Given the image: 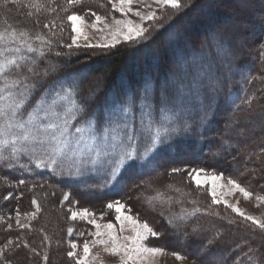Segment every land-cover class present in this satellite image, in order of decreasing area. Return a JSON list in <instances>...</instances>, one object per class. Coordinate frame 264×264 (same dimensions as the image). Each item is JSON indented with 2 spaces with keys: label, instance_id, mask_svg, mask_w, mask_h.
<instances>
[{
  "label": "trees",
  "instance_id": "1",
  "mask_svg": "<svg viewBox=\"0 0 264 264\" xmlns=\"http://www.w3.org/2000/svg\"><path fill=\"white\" fill-rule=\"evenodd\" d=\"M43 2L48 9L55 8V11H36L28 7L29 0H19L16 4L0 0V26L12 24L18 29H28L33 35L43 33L51 39V45L45 47V56L39 60V70L50 65L56 69L47 77L46 83L69 74H79L83 78L81 96L88 99L90 111L101 113L111 102L113 94L120 97L130 95L146 81H151L159 90L163 81L174 77L178 89L183 87L184 93L197 94L192 97L194 109L186 113L195 123L193 132L177 136L170 145L158 151L152 168L127 170L123 183L118 186L99 187L97 185L103 181L96 176L81 180L53 175L47 169L35 168L27 157H22L19 164L28 165L30 170L21 168L15 161L11 167L0 163V217L17 211L20 214L34 212L33 200L41 206L28 228L11 227L9 230L8 221L0 220V247L7 245L5 257L12 264H45L43 255L47 252V264H75V259L67 256L72 250L67 229L72 224L63 205L66 193L78 208L93 212L109 213L113 210L107 208L108 203L117 200L124 203L130 213L147 221L161 234L156 240L162 247L169 252L187 255L190 260L200 251L199 244L206 245L207 251L197 259L198 264L201 261L204 264H252L249 256L261 257L264 254V230L232 213L223 204H214L210 195L190 180L189 172L203 169L222 174L255 195L264 196V57L259 55V45L264 43V0H181L189 6L179 11L170 7L158 11L161 19L147 24L148 39L111 49L88 50L66 47L71 38L67 16L73 13L87 16L92 12L106 16L110 0H82V3L71 6L66 0ZM65 8L68 10L64 11ZM29 12L32 15H28ZM206 17L207 20L210 18L211 27L197 33V23ZM213 20L224 26H213ZM46 24L48 28L44 27ZM220 27L224 30L215 34ZM235 32L243 36V50L239 51L235 61L216 46L206 50L211 42L210 34H215L231 51L237 40L230 41L227 37ZM39 43L35 41L34 46ZM218 52L221 54L219 58ZM180 64L187 66L188 75L201 76L206 83L208 80L219 82L215 103L202 126L199 125L202 114L197 108L207 107L212 92L182 82L177 68ZM224 74L230 78L229 82L222 78ZM99 75L103 77L101 83L94 80ZM93 87H98L99 91L91 98L88 92ZM168 96L173 98L169 89ZM246 98L252 99L251 108L244 103ZM228 125H231L228 130L241 134L244 141L239 142L227 135ZM253 126L257 132H253ZM222 149H227L228 154H219L218 150ZM174 167L181 171L173 173ZM20 180L24 183H19ZM157 192L163 193L166 203H149ZM194 208L200 211L187 221V228L177 231L169 226L168 216ZM192 225L200 227L198 241H194L191 235L187 240L181 236L183 231L191 233ZM217 233L216 242L207 245V240ZM45 235L48 240L44 239ZM250 248L255 252H249Z\"/></svg>",
  "mask_w": 264,
  "mask_h": 264
},
{
  "label": "snow or ice",
  "instance_id": "2",
  "mask_svg": "<svg viewBox=\"0 0 264 264\" xmlns=\"http://www.w3.org/2000/svg\"><path fill=\"white\" fill-rule=\"evenodd\" d=\"M8 2L16 4L19 0H5V3ZM47 2L54 3V0ZM66 2L71 6L82 3V0H66ZM110 2L125 19L113 17L114 25L105 24L111 38L103 37L104 43L89 44L88 47H115L120 42V38L125 42L146 40L150 32L149 27L143 22L161 19L157 15V10L163 11L170 7L179 11L189 6L187 2L182 3L181 0H110ZM133 4L151 10H134ZM28 7L36 11L41 9L55 11V8L48 9L43 0H29ZM129 12L139 17L141 22L127 19ZM91 14L95 17L96 24L106 19L95 12ZM28 15L32 13L29 12ZM67 20L71 21L72 30L76 33L72 44L79 47L77 41L80 38L89 39L82 28L87 21L84 16L76 13L68 15ZM96 24L92 27L95 28ZM44 27L48 28L49 25L46 24ZM103 30L97 29L101 32ZM210 38L222 54L231 55L220 36L210 34ZM35 41L40 42L39 46H34ZM51 43V39L46 38L43 33L33 35L28 29H18L12 24L0 26V163L11 167L13 161L19 164L22 157H27L37 169H47L53 175L71 176L81 180L89 176L100 177L103 183L97 186L108 188L123 183L129 169L152 168L159 150L170 145L177 136L193 132L195 122L190 121L184 110L169 99L167 85L161 86L158 90L151 81L144 82L130 95L120 97L113 94L111 102L101 113L90 111L88 99L81 96L83 78L79 77V74L76 76L69 74L50 84L46 83L47 77L56 69L50 65L44 70H39V60L45 56V47ZM72 44L66 47L71 48ZM259 55L264 57V43L259 45ZM218 87V81L208 80L207 83L205 79L197 81L198 90L210 88L215 92ZM98 91V87L89 88L88 96L94 98ZM176 100H179L178 96ZM213 103H215L214 95L206 108L202 106L203 115L200 117L199 125L202 126L208 120ZM232 103L235 101L233 100ZM244 103L251 108L252 99L246 98ZM19 166L30 170L26 164ZM171 171L178 173L181 169L174 167ZM203 171V169H192L189 173V175L194 174L197 185L202 183L200 174ZM220 178V176L212 177L213 203L217 204L221 201L216 196L215 182ZM19 183L23 184L24 181L20 180ZM229 184L232 189L243 193L245 198L253 195L236 180L229 179ZM176 191L180 190L176 189ZM69 195L66 193L63 200L68 201ZM257 199L264 200V196H258ZM152 201L161 204L167 202L161 192H157L149 203L151 204ZM32 203L35 205V211L26 215L30 219H35L41 211V206L36 200ZM224 203L229 208H233L226 200ZM107 208L115 209L116 219L120 221L119 231L125 232L127 224L132 235H118L114 224L101 225L95 220H90L89 223L95 225L96 231L91 233L93 240L83 243L82 255H78L75 251L78 245L70 243L72 250L67 252V256L74 258L75 264H97L99 258L92 254V248L96 245L103 246L104 251L110 256L119 257L120 264H155V258L162 257L166 253L167 249L149 246L146 243L150 238H158L161 234L147 221L126 215L124 203L117 200L108 203ZM199 211V208L191 211L182 209L180 213L168 216L167 222L170 227L180 231L188 227L187 221ZM233 211L264 230V220L246 215L238 206L234 207ZM69 212L72 220L94 215L87 208L80 211H73L70 208ZM2 219L0 217V220ZM16 223L21 228L30 227L28 224L20 223L19 211L16 213ZM7 227L10 230L12 225L9 224ZM67 232L71 236L73 229L69 227ZM200 234L198 225H192L191 233L181 232L184 240L191 235L194 241H198ZM218 237L219 233L208 239L207 245L214 244ZM44 239L48 240L49 237L45 235ZM11 243L9 241V244ZM24 246L28 247L27 242H24ZM6 247L7 245L0 247V264H12V261L5 257ZM198 247L200 251L192 258L191 264H196L200 255L207 251L206 245L202 243ZM32 251L36 250L33 248ZM249 252L254 253L255 250L250 248ZM171 255L179 261L189 258L175 251ZM261 257H264V254H261ZM261 257L252 255L248 259L252 264L256 261L264 264V259ZM48 259V253L45 252L43 255L45 264ZM201 264H204V261H201Z\"/></svg>",
  "mask_w": 264,
  "mask_h": 264
},
{
  "label": "rangeland",
  "instance_id": "3",
  "mask_svg": "<svg viewBox=\"0 0 264 264\" xmlns=\"http://www.w3.org/2000/svg\"><path fill=\"white\" fill-rule=\"evenodd\" d=\"M132 7H133L134 10H136V9H139L141 11H149V10H151V9H146L142 5H138V4H133ZM153 8H155V5H153ZM167 8H169V7H167ZM158 11H161V10H157V14H158ZM84 17H85V20L87 21V23L84 24L82 26V28H83L84 32L88 35L89 39L88 40H84L83 38H80L77 41V44L79 45V47H77L76 44H72V39H73V37L76 36V33L72 30V24H71V21H69L70 29H71V38H70L69 44H72V47L74 49H79V50L80 49H87L88 50V49H96V48L97 49H101L102 47H88L87 45H89V44H92V45L102 44V43H104V40L102 39L103 37H108L109 39L111 38L110 37V31H109L108 28L105 27V24L114 25L113 17H115L116 19H125V17L118 10L113 8L111 2H109V13H108V15L103 16V17L106 18L104 22L96 24L95 17L92 14L84 16ZM127 19H131V20H133L135 22H141L140 18L135 16V15H133L131 12L128 13ZM209 20H210V18H208V20H207V17H206V18H203V19L200 20L201 22L205 21L206 23H203V22L201 23L200 21L199 22L201 24L197 23V26H196L197 33H203L205 28H207L209 26L211 27V24L209 23L210 22ZM213 21L214 22H211L213 26L214 25L215 26H224L220 21H217V20H216V22H215V20H213ZM150 22H152V21H145L143 23L147 27V24L150 23ZM93 24H96L95 28L92 27ZM98 28L99 29H104V30L102 32L101 31H97ZM221 30L222 31L224 30L223 27L217 28L215 30V34L217 33V35H219L218 32L221 33L222 32ZM233 34L234 35L229 36L227 38L229 40L232 39V40H235V41L237 40V41H236V43H233V44H236V45L230 51L231 55H228V56L231 58V60L233 59V61H235L234 58L236 59L239 51L243 50V47H242V44H241L243 42L242 41L243 40V36L238 35L236 32L233 33ZM233 38H235V39H233ZM130 42H133V41H130ZM130 42H125V41H123L122 38H120V42L117 43L115 47L120 46L121 44L130 43ZM115 47H103V48H105V49L110 48L111 49V48H115ZM212 47H215V43H213L211 41V42L208 43V45L206 47V50H209ZM217 56L219 58L221 56V54L218 52ZM170 57H171V55H170ZM172 59H171V61L173 62L174 59L173 60ZM174 67H175V63H174ZM177 68L180 70V76L181 77H179V78L182 79V82H188V83H191L194 87L195 86L197 87V81L200 80V79H203V77H201V76L188 75V71L185 70L187 68L186 65L180 64ZM204 69H206V66H204ZM102 78L103 77L101 75H99L94 80L95 81L99 80V83H101ZM222 78L225 81H227V82L230 81L229 80L230 78L227 79V75L226 74H224L222 76ZM175 80L176 79L174 77L167 78L165 81L162 82L160 87L163 86V85H167V91L169 89V93H171V95L173 94V98L170 99V100H172L173 102L177 103L178 106L184 110V114L186 115V113L192 112V110L194 109L192 97L194 95L197 96V94H193V93L189 94L187 92L184 93L183 90H182L183 87H180L178 89V87L176 86ZM175 88H176V91L174 90ZM206 89H208V90H210L212 92L211 97L213 95L214 96L217 95V91L218 90L213 92L210 88H206ZM177 96L179 97L178 101L176 100ZM197 110L200 111L201 114L203 115L202 107H198ZM260 125H262V123ZM230 127H231V125H228V127L226 129V134L229 135V136H232V138L238 140L239 142L240 141H244V137L241 134L236 135L235 133H233L230 130H228V129H230ZM254 127L255 126H253V128H252L253 132H255V131L257 132L258 129H256ZM218 153L219 154L221 153L222 155H227L228 151H227V149H222V150H218ZM213 176H220L221 177L219 180H217L215 182V184H216V196L221 201L218 204H223V206H225V208H227L229 211H231L232 213H235L238 216H240V215L238 213H236L235 211H233V208L236 207V206H238L241 209V211H243L246 215H251V216H254V217L258 218V219L264 220V200L257 199L258 196L255 195L254 193H253V195L251 197L245 198L243 193H240L239 191H236V190L231 188V185L229 184V179L230 178H228V177H226V176H224L222 174H215V173H211V172H207V171H203L200 174V178H201V181H202V183L200 185L196 184L195 179H194V174L193 175H189V178L195 184V186L200 187L201 189L205 190L208 193V195H210L211 199L213 200V196H212V187H213L212 177ZM204 181H206V182H204ZM222 185H223V187H221ZM240 185L242 187H244L242 184H240ZM9 200H10V198H8V201ZM225 200L228 202V204H231L233 206V208H229L224 203ZM70 201H71V199H70V196H69V200L68 201H64L63 200V205L66 206L65 207L66 209L65 208L64 209L68 212V217L70 218L71 224H72L71 228L73 229V233H72L71 236H69V239L71 240L70 242L76 243L78 245V248L75 250V251H77L78 255H82L83 243L85 241H89L90 242L91 240L94 239V237L91 235V233H94L96 231V228H95V225L89 223L90 220H95L97 223H99L101 225H104V224H107V223L114 224L116 226V231H117L118 235H132V233L130 231V226L127 225V224L125 225V228H126L125 232L121 233L119 231L120 221H118L116 219L117 213L115 212V209H112L113 211H111L109 213H107V212H100L99 213V212L89 211L91 213H94V215L93 216H89V217H85V218L78 217L76 220H72L71 219V213L69 212V209L71 208L73 211H80L82 209L78 208L77 204H75L74 202L72 203ZM214 204H217V203H214ZM124 211H125L126 215H132L134 217H137L136 215H133L132 213H130L127 210V208H125ZM6 215L7 216H5V214H3V219L8 221V223L10 225H12L13 228H15V229L18 228L19 225H17V223H16V214L14 213V214H11V215H8V214H6ZM240 217L244 219V217H242V216H240ZM32 220L33 219H30L26 214H20V223L21 224H28ZM140 220L144 221L142 219H140ZM249 222L252 223L251 221H249ZM19 228H21V227H19ZM156 239L157 238H150L148 241H146V243L149 244V246L162 247L161 244L159 242H157ZM177 239L180 240V238H177ZM171 253L172 252H169L167 250L166 253L162 257L155 258V264H191L192 260L186 259L184 261H179L174 256H172ZM92 254H93V256H97L99 258L98 261H97V264H120L119 257L110 256L108 253H106L104 251V248L101 245L94 246L92 248ZM226 258L227 257H222V259H226ZM196 264H198V263H196Z\"/></svg>",
  "mask_w": 264,
  "mask_h": 264
}]
</instances>
